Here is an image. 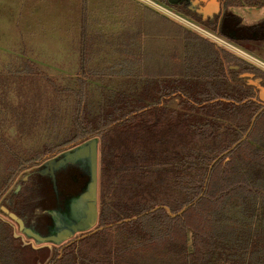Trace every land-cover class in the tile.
<instances>
[{
  "label": "trees",
  "instance_id": "16d2710c",
  "mask_svg": "<svg viewBox=\"0 0 264 264\" xmlns=\"http://www.w3.org/2000/svg\"><path fill=\"white\" fill-rule=\"evenodd\" d=\"M219 1L223 18L204 25L231 42L227 28L237 31L234 42L259 40L261 46L248 47L264 54V22L246 26L230 10L263 7L264 0ZM137 11L133 25L122 24L114 39L106 40L110 48L103 45L105 40L93 46L81 38L84 52L109 48L125 55L116 71L127 61L139 72L125 87L94 88L90 81L104 79L108 71L88 78L84 63L87 75L78 76L76 84L56 88L48 78L51 91L48 85L44 92L37 86L38 105L31 114L7 107L21 94L11 103L3 100L11 118L0 123V155L7 163L2 179L0 175V196L23 169L41 163L43 155L100 139L99 229L80 240L75 255L68 248L55 264H127L140 254L160 255L170 243L185 251L187 229L193 232L195 248L196 237L210 232L222 238V246L236 234L248 238L242 228L252 221L264 224V109L250 129L262 107L254 100L256 88L240 76L252 73L264 85V70L147 5ZM83 29L88 30L85 22ZM138 60L143 61L141 69ZM18 72L5 76L17 85ZM175 99L176 106H171ZM27 141L32 147L24 146ZM18 184L19 199L27 194L28 182L21 178ZM184 207L176 217L166 209L175 214ZM239 217L249 219L240 224ZM118 230L133 241L117 236Z\"/></svg>",
  "mask_w": 264,
  "mask_h": 264
},
{
  "label": "rangeland",
  "instance_id": "374dc122",
  "mask_svg": "<svg viewBox=\"0 0 264 264\" xmlns=\"http://www.w3.org/2000/svg\"><path fill=\"white\" fill-rule=\"evenodd\" d=\"M151 1L174 11L177 15L176 18L183 17L198 26H204L209 33L223 38L231 45V49H227L218 44L220 48L241 56L264 70V54L259 55L248 47V45L252 44L261 46L263 42L251 40L246 42V45L234 41L231 42L230 39L215 34L204 23L193 20L189 13L176 11L163 0ZM143 5L155 9L154 6L144 0H0V74L4 76L3 82H0V97L4 94V98H0V123L2 120L6 122L11 118L10 109L14 107L18 108L16 113L24 111L27 114H31L38 105V100L34 97L36 87L39 86L38 90L42 92L47 90L43 88L45 87L44 85L49 86V91L53 88L52 84L48 82V78L55 80L56 88L61 85L67 87L68 84H76L78 76L84 77V74L87 75L84 63L89 67L87 71L90 75H87V77H93L91 76L93 73L105 74L108 71L104 79L97 78L94 82L88 80L92 82V86H95L94 88L103 87L108 89L117 85L121 88L125 87L128 82L134 79L133 74H139V72L138 70H133L132 65L128 64L127 61L123 62L127 63L126 67H120L121 71H116L118 64L122 62L121 59L125 55L117 52L113 54V51L109 49L111 45H108L106 40H113L114 33L117 32L116 30L122 24L133 25L134 23L132 22L139 16V11L137 10ZM230 10L240 16L246 26L258 24L264 20V9L237 6ZM159 13L167 16L176 24L179 23L178 20L165 15V13ZM84 22L88 30H82ZM81 38H86L93 46L105 40L103 45L109 48L105 47L104 49L107 48V50L97 52L91 50L92 54L86 51L85 53L82 50ZM80 55H83L84 59ZM85 56H89V59H85ZM136 63L141 69L143 61L138 60ZM16 70L20 71V73L18 72L20 78L15 79L17 85L13 84L5 76V74L8 76L9 73L14 74ZM111 70L116 73L111 72ZM97 76L100 77L99 75ZM5 81L6 83L4 84ZM73 88L78 89L77 87ZM17 93L21 94L20 99L16 98L12 105L7 106L11 107L8 110L5 107L6 105L4 106L3 100H8L6 104L11 103L12 97ZM95 100H97V94ZM176 104L177 99L170 103L171 106H176ZM10 134L12 139L15 138V128L11 129ZM98 140L100 155L99 137ZM31 143L27 141L24 146L30 148L32 147ZM54 155L47 153L42 156V161ZM0 159V175L2 179V175L5 174L4 165L7 163H5L3 155H0ZM28 170L23 169L18 174L7 190V196H9L10 191L14 190L16 186L14 183H18L22 176L29 172ZM44 178L40 177L44 185L39 188L38 195H45L50 192L49 184ZM37 200L38 196H36L34 201L35 211L37 210ZM248 219L239 217L240 224H245ZM13 226L18 233L16 225L13 224ZM123 229L125 230L126 228ZM242 229L248 232V238H244V236L241 238L239 234L231 235L232 238L222 246L219 242L222 238L216 239L212 232L201 234L196 237V248L193 232L187 229L185 235L187 247L185 251L170 243L161 249L163 251L160 254L161 256L152 252L151 255L141 258L140 254V258L137 257L134 262H136L135 264H264V224L254 220L250 227H243ZM126 230H130V228ZM117 234V236L127 241H133L126 238V231L121 232L118 230ZM155 235H158V232ZM217 241L219 245L215 243ZM5 243H7L4 244L7 245V249H3L2 252H4L3 254L8 253V255L5 257L0 255V264H42L48 256V251L45 249L42 252H35L30 248L24 247L14 249L13 243L6 240ZM134 262H128L127 264H134Z\"/></svg>",
  "mask_w": 264,
  "mask_h": 264
},
{
  "label": "flooded vegetation",
  "instance_id": "af4514ba",
  "mask_svg": "<svg viewBox=\"0 0 264 264\" xmlns=\"http://www.w3.org/2000/svg\"><path fill=\"white\" fill-rule=\"evenodd\" d=\"M165 3L172 6L176 11L182 13L186 12L192 16V19L204 23L215 20L216 16L211 12L204 14L202 11L203 6L198 0H163ZM174 1L175 3H171ZM209 3V1H207ZM204 5V4H203ZM224 7V6H223ZM224 13V8L221 9L219 15L222 16ZM218 15V16H219ZM217 16V17H218ZM206 25V24H205ZM207 26V25H206ZM227 36L234 41L238 40L239 35L237 31L227 28ZM255 90V97L258 104L261 105L262 109L264 107L263 103L258 100V91ZM79 145V144H78ZM75 146L68 147L67 149L55 154L52 157L60 156L63 152L73 149ZM50 157V158H52ZM48 159V158H47ZM46 159V160H47ZM42 161L39 165L27 168L28 173L22 176V179L28 182L27 194L23 193L19 199L17 194L21 190V184H16L14 190L9 192L7 196V191L0 196V252L5 249V239L9 238V242L13 243L15 248L25 247L30 248L35 252H42L44 249L48 251V256L46 261L42 264H55V259L64 256L70 248V253H77L79 249L80 240L86 238L88 235L93 234L99 229V215H100V202H99V170H98V219L97 223L93 228L87 231H79L72 235L70 238L62 241L61 243L55 242H39L33 236H28L23 229H21L19 223L13 219L10 214L14 213L19 218L23 220L24 228L30 229L33 233L39 234L40 236L56 235L55 231L57 226L62 227L64 222V217L73 210L76 203L79 202L80 197H82L84 191L88 187L90 181V166L86 160L79 161L77 163H70L65 167L57 170L55 172L57 191H55L52 182V176L49 173L42 174L44 170V163ZM36 169H32V168ZM32 169V170H31ZM40 177H45L48 186L50 187V192L45 195H38V190L44 184L40 180ZM32 193L33 201L31 198ZM30 195V201L28 200ZM37 200V210L35 211V199ZM42 199V203L40 201ZM30 202V203H29ZM29 203V204H28ZM31 204V205H30ZM30 205V206H29ZM75 222V221H74ZM14 225H16L18 233L15 231ZM71 224V222H69ZM73 225V224H72ZM11 264V263H10Z\"/></svg>",
  "mask_w": 264,
  "mask_h": 264
},
{
  "label": "water",
  "instance_id": "95a60500",
  "mask_svg": "<svg viewBox=\"0 0 264 264\" xmlns=\"http://www.w3.org/2000/svg\"><path fill=\"white\" fill-rule=\"evenodd\" d=\"M203 6V13L211 12L212 8L214 10L212 13L217 17L222 9L221 2L219 0H198ZM209 1V3L207 2ZM175 3L174 1H170ZM204 4V5H203ZM242 78L247 77L248 84L254 86L258 90V100L264 105V85L262 84L263 79L261 77H255L252 73H243L240 75ZM256 100V98L254 99ZM264 109V107H263ZM261 109L257 112L252 120V128L257 116L263 110ZM249 129V131H250ZM248 131V133H249ZM244 135L243 140L247 138V135ZM237 146L235 144L232 149ZM86 160L90 166V181L88 183L87 189L84 191L82 197L78 203L75 204L73 210L64 217V222L62 227L60 225L56 228V235L49 236H40L39 234L33 233L30 229L24 228V223L21 218H19L14 213H11L10 216L15 219L21 229L28 235L33 236L39 242H55L61 243L62 241L70 238L76 232L87 231L94 227L98 219V170H99V140L98 137L92 138L88 141L80 143L71 150L63 152L60 156L49 158L45 161L44 170L42 174L49 173L52 176L53 187L57 191L56 176L55 172L70 163H77L79 161ZM169 215L176 217L181 215L187 207H184L178 213H171V211L166 208ZM75 221V222H74ZM71 222V224H69ZM119 223H122L119 222ZM73 224V225H72ZM112 226V225H110Z\"/></svg>",
  "mask_w": 264,
  "mask_h": 264
},
{
  "label": "built area",
  "instance_id": "2783aa9c",
  "mask_svg": "<svg viewBox=\"0 0 264 264\" xmlns=\"http://www.w3.org/2000/svg\"><path fill=\"white\" fill-rule=\"evenodd\" d=\"M144 1H146L148 4L154 6L155 10H157L158 12H162V13H165V15L171 16L175 20H178V22L181 23L182 25L188 27L189 29H191L194 32L199 33V35H201V36H203L205 38L208 37L207 39H209L212 42H215V43L219 44L220 46H222L224 48L231 49V45L228 44L223 38L209 33L204 28V26L203 27L202 26H198L195 23H193L192 21L187 20V19H185L183 17L176 18L177 15L174 13V11L169 10L167 8H164L163 6L153 2L151 0H144ZM215 34H217V33H215ZM217 35H219V34H217Z\"/></svg>",
  "mask_w": 264,
  "mask_h": 264
},
{
  "label": "crops",
  "instance_id": "0c3cea01",
  "mask_svg": "<svg viewBox=\"0 0 264 264\" xmlns=\"http://www.w3.org/2000/svg\"><path fill=\"white\" fill-rule=\"evenodd\" d=\"M251 8H259V9H264V6L263 7H251ZM264 22V20H262Z\"/></svg>",
  "mask_w": 264,
  "mask_h": 264
}]
</instances>
